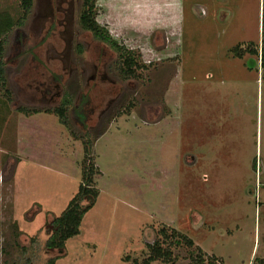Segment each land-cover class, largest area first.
Here are the masks:
<instances>
[{
  "label": "rangeland",
  "instance_id": "374dc122",
  "mask_svg": "<svg viewBox=\"0 0 264 264\" xmlns=\"http://www.w3.org/2000/svg\"><path fill=\"white\" fill-rule=\"evenodd\" d=\"M262 2L97 0L98 23L133 54L127 77L125 56L82 29L84 0H34L29 13L0 0L13 27L0 35V264L141 263L157 241L172 258L153 264H261ZM90 157L97 202L50 252L46 225Z\"/></svg>",
  "mask_w": 264,
  "mask_h": 264
},
{
  "label": "trees",
  "instance_id": "16d2710c",
  "mask_svg": "<svg viewBox=\"0 0 264 264\" xmlns=\"http://www.w3.org/2000/svg\"><path fill=\"white\" fill-rule=\"evenodd\" d=\"M22 8L29 13L33 7L34 0H20ZM96 1L97 0H84V10L81 15V27L84 31L90 32L98 41L107 43L117 51L121 56H125L124 67L126 71L124 74L129 77L130 74L134 75V67L136 66L133 54L129 51L128 48L121 45L116 41L110 33H108L105 27H102L97 21L96 10ZM262 19H261V33H262V63L261 67L264 69V0L262 2ZM12 27L11 20L8 18L0 19V35L6 34ZM21 40V39H20ZM253 44L249 45L248 53L252 55H258L257 50H252ZM238 57L243 58L242 50L240 48L235 49ZM4 57V45L0 43V84L4 87L6 85L5 77V62ZM129 71V73H127ZM68 105H71L70 99H64L60 108L56 110V113L60 116V119L64 125H66V110ZM74 112L81 118V122L85 123V116L81 113L80 108H75ZM255 163V162H254ZM256 167V164H254ZM100 174L97 169L94 160L90 157L85 163L84 173H83V182L80 186V189L74 199L68 205L66 211L60 216L54 218L51 222L47 223L46 230L50 235L47 243L46 249L50 252H58L63 254L67 248V242L80 234V228L82 226L83 219L85 215L94 208L97 199L99 197V191L96 188L95 180L96 176ZM176 236V233L173 232ZM163 237L170 238L166 235L165 231L162 232ZM188 245L192 246L193 242L187 239ZM172 246V243L170 244ZM150 255L147 259L141 263L137 260L133 261V264H153L159 260L169 261L172 258V252L169 249H165L162 244L157 241L153 245H149ZM202 251H200L201 253ZM60 257H54L49 259L47 264H56ZM201 264H204L203 257L200 260ZM209 264H214L210 262ZM264 264V261L261 262Z\"/></svg>",
  "mask_w": 264,
  "mask_h": 264
},
{
  "label": "built area",
  "instance_id": "2783aa9c",
  "mask_svg": "<svg viewBox=\"0 0 264 264\" xmlns=\"http://www.w3.org/2000/svg\"><path fill=\"white\" fill-rule=\"evenodd\" d=\"M255 195H256V200L259 203L261 200V197L264 195V186L261 185L260 183L257 184L256 186Z\"/></svg>",
  "mask_w": 264,
  "mask_h": 264
}]
</instances>
